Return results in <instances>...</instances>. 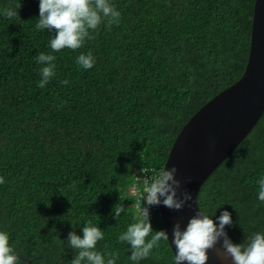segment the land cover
Wrapping results in <instances>:
<instances>
[{"label": "trees", "instance_id": "obj_1", "mask_svg": "<svg viewBox=\"0 0 264 264\" xmlns=\"http://www.w3.org/2000/svg\"><path fill=\"white\" fill-rule=\"evenodd\" d=\"M256 0H110L119 25L105 24L72 51L52 52L54 31L37 30L39 0H0V231L33 264H71L68 234L91 220L104 231L97 250L131 264L118 237L133 222L142 168L165 166L188 121L235 84L247 66ZM20 8L18 9V6ZM12 7L18 14L3 15ZM91 52L95 65L76 63ZM40 53L56 75L39 87ZM68 83L64 84L63 81ZM264 113L202 186L197 203L235 244L264 232ZM125 212L115 218L113 208ZM154 231L164 230L158 206ZM217 224L219 223L216 220ZM20 256L19 264H28ZM161 241L140 264H173Z\"/></svg>", "mask_w": 264, "mask_h": 264}, {"label": "clouds", "instance_id": "obj_2", "mask_svg": "<svg viewBox=\"0 0 264 264\" xmlns=\"http://www.w3.org/2000/svg\"><path fill=\"white\" fill-rule=\"evenodd\" d=\"M3 15L13 18L19 14L17 9L6 7ZM120 16L110 0H39V18L35 27L37 30L47 29L56 33L50 39L52 52L63 49L76 51L85 45L86 40L94 39L91 33L101 24L109 28L119 25ZM36 60L38 64L44 65L39 69L41 80L38 85L43 88L56 75V57L40 53ZM95 62L91 52L81 53L76 58V63L84 69H91ZM62 83L67 84L68 81ZM141 172L150 174L136 177L138 184L141 181L143 183V189L138 193L141 203L136 205L133 222L118 237L120 242L130 246L131 255L128 259L131 264H140V261L152 255L161 241H170L166 230H153L149 208L163 204L170 210L180 211L192 200L189 192H180L182 185L176 179L175 166L161 167L159 170L145 167ZM4 182V178L0 177V184ZM258 199L264 202V178L259 180ZM122 212H125L122 204H116L113 208L115 218H119ZM212 217L199 209L188 219L186 227L182 228L179 221L174 224L171 235V244L175 246L173 264H207L208 253L217 244L224 249L225 256L230 257L233 264H264V232H253L246 236L243 243L235 244L225 232V226L233 223L231 213L223 211L216 218L218 224ZM82 232V237L75 231L68 234V246L76 252L71 264H116L119 259L117 253L97 250L98 242L104 240L103 230L87 220ZM19 262V253L11 246L9 234L0 231V264Z\"/></svg>", "mask_w": 264, "mask_h": 264}, {"label": "water", "instance_id": "obj_3", "mask_svg": "<svg viewBox=\"0 0 264 264\" xmlns=\"http://www.w3.org/2000/svg\"><path fill=\"white\" fill-rule=\"evenodd\" d=\"M263 113L264 0H256L244 74L188 121L175 140L164 166L177 168L176 179L182 185L180 192L186 190L192 196V200L180 211L159 205L160 221L168 232L174 255L175 246L171 244L174 224L179 221L182 228L186 227L188 219L199 210L197 199L204 183L250 134ZM208 255L207 264H233L219 244ZM25 258L28 264H33Z\"/></svg>", "mask_w": 264, "mask_h": 264}, {"label": "built area", "instance_id": "obj_4", "mask_svg": "<svg viewBox=\"0 0 264 264\" xmlns=\"http://www.w3.org/2000/svg\"><path fill=\"white\" fill-rule=\"evenodd\" d=\"M158 209H159V206H158Z\"/></svg>", "mask_w": 264, "mask_h": 264}]
</instances>
